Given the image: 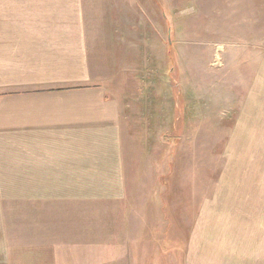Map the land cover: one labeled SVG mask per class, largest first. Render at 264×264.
Returning a JSON list of instances; mask_svg holds the SVG:
<instances>
[{
	"label": "rangeland",
	"instance_id": "rangeland-1",
	"mask_svg": "<svg viewBox=\"0 0 264 264\" xmlns=\"http://www.w3.org/2000/svg\"><path fill=\"white\" fill-rule=\"evenodd\" d=\"M29 1L0 0V45L32 26L41 8ZM249 1H117L127 19L115 22L124 34L108 87L122 106L129 187L97 219L111 221L117 247L141 222L143 264H189L192 232L210 233L193 264L207 253L209 264H264V94L249 93L247 64L263 45L264 4Z\"/></svg>",
	"mask_w": 264,
	"mask_h": 264
},
{
	"label": "crops",
	"instance_id": "crops-1",
	"mask_svg": "<svg viewBox=\"0 0 264 264\" xmlns=\"http://www.w3.org/2000/svg\"><path fill=\"white\" fill-rule=\"evenodd\" d=\"M117 1L30 0L41 8L32 26L0 45V264H143L141 222L117 247L111 221L97 219L129 187L122 106L108 87L124 34L115 22L127 19ZM262 46L247 59L249 93L264 94ZM199 235L190 233L189 264L209 251L210 233Z\"/></svg>",
	"mask_w": 264,
	"mask_h": 264
}]
</instances>
